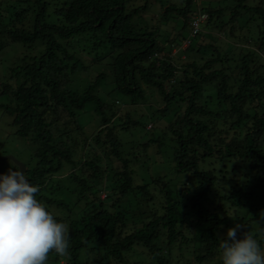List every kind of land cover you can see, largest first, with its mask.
<instances>
[{"label":"trees","instance_id":"trees-1","mask_svg":"<svg viewBox=\"0 0 264 264\" xmlns=\"http://www.w3.org/2000/svg\"><path fill=\"white\" fill-rule=\"evenodd\" d=\"M130 1L0 0V53L24 49L0 77V108L34 147L36 198L69 226L68 254L48 264H220L232 224L263 246L264 0ZM155 93L161 106L138 111ZM136 128L140 147L126 148L120 133ZM151 144L185 180L142 181ZM66 167L70 186L55 179Z\"/></svg>","mask_w":264,"mask_h":264},{"label":"clouds","instance_id":"clouds-1","mask_svg":"<svg viewBox=\"0 0 264 264\" xmlns=\"http://www.w3.org/2000/svg\"><path fill=\"white\" fill-rule=\"evenodd\" d=\"M7 174L0 173V264H48L49 254L69 251V226L39 202L38 185L29 181L21 165L9 161ZM240 224L220 238V264H264V248L256 234L237 233Z\"/></svg>","mask_w":264,"mask_h":264},{"label":"rangeland","instance_id":"rangeland-1","mask_svg":"<svg viewBox=\"0 0 264 264\" xmlns=\"http://www.w3.org/2000/svg\"><path fill=\"white\" fill-rule=\"evenodd\" d=\"M180 1L181 0H163L164 2L163 5H166L170 2L179 3ZM130 2H132L133 4H139L140 2H142V0H131ZM163 5H161L159 2L152 3L151 5L152 8H150V10L147 11L144 17L148 18L149 16L153 14L155 17L156 13L159 14L161 12ZM158 27H159V31L161 34L166 35L172 32L171 30L172 26H170L169 24L168 26L159 24ZM204 32H206V34H209V35L211 34L212 36L217 37L216 43L220 45H222V43L225 42L226 40L230 43H234L233 40H231L230 38L229 39L224 38L222 34H219L215 30L204 28L203 33ZM234 44L240 45L241 43L237 42ZM23 50L24 49L20 46H14L10 49L7 48L4 52L0 53V77L2 74L4 75V73L6 74L7 68L13 63V61L16 59L19 53H21ZM180 50L182 49L180 48ZM180 50L172 51V54H174L175 58H177V55L180 54ZM84 57L87 58L86 55H84ZM123 106L126 107L127 103L123 104ZM160 106H161L160 98L155 93L154 96L148 98V100H146L145 102H141L139 105H137V108H138L137 110L142 111L143 113H146V114H150L152 111H154V108H158ZM115 111L116 113H118V115L123 114L122 110L117 109ZM87 115H85L83 122L86 128L85 130L89 134L90 132L92 133L94 132V130L97 129L98 124L94 119L87 120L89 116ZM114 118L117 119V116H115ZM151 124H152L151 122H148L147 127L148 128L151 127ZM13 130H14V127L10 123V117L6 116V114H3L0 108V173H3V174L8 173V170L11 167L9 161L13 160L11 158H5V156L14 157L15 160H18L21 163H23L25 168L32 166L34 163L33 158H32L33 149H34L33 145L22 138L16 137L13 134ZM141 132L142 131L140 128H136V129H133L130 134L120 133V137H122V139L124 140V143H126V148L130 146L129 144H131V142L134 143V146H136V149L137 147L138 148L140 147L141 141L137 137L140 136V134H142ZM157 135H160L159 127L153 129V131L149 134L145 133L143 135V138L147 139L148 137H154V136L156 137ZM164 139H165V142H168L167 137H165ZM168 148H169L168 146H164L159 152H157V150H155V144H151L147 148H145L146 149L145 154L147 155L146 157H143L141 153L142 161L136 168V171L139 174V177L142 179V181L148 183L150 182V177L158 176V175L165 176V178L168 180L172 179L173 181H171V183H174V181H177V180H185V176H187L186 174L184 175L179 174V173L177 174L173 170V162L171 161ZM113 164L116 165V163H113ZM68 169L69 167H66L65 171L55 178V179L61 180L65 186L71 185L67 178L68 171H69ZM26 177L28 178L27 175ZM149 188L153 189V185L150 184ZM99 195H100V198H106L104 191H101ZM107 201L108 200H106L105 203H107ZM212 205L214 206L216 204L213 203ZM232 221H234V219H232ZM233 227L234 225L232 224L228 228H223L222 235H226L227 230ZM262 248H264V244ZM173 252H174L173 255H176L177 257L178 251L174 250ZM184 255H186V253H184ZM215 260H216V257L212 258L210 260V263L215 264Z\"/></svg>","mask_w":264,"mask_h":264},{"label":"built area","instance_id":"built-area-1","mask_svg":"<svg viewBox=\"0 0 264 264\" xmlns=\"http://www.w3.org/2000/svg\"><path fill=\"white\" fill-rule=\"evenodd\" d=\"M206 15L205 14H199L197 15L193 21H192V34H195L196 32L199 31V25L205 20ZM187 42H185L186 44ZM185 44H183V46H185Z\"/></svg>","mask_w":264,"mask_h":264},{"label":"water","instance_id":"water-1","mask_svg":"<svg viewBox=\"0 0 264 264\" xmlns=\"http://www.w3.org/2000/svg\"><path fill=\"white\" fill-rule=\"evenodd\" d=\"M5 158H11V159L15 160V158L12 157V156H5ZM15 161H16L18 164L21 165V171H25V167H24L23 163H21V162L18 161V160H15Z\"/></svg>","mask_w":264,"mask_h":264}]
</instances>
